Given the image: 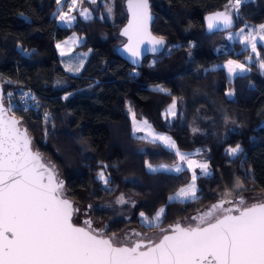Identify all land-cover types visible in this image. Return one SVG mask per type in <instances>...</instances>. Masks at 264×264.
Returning <instances> with one entry per match:
<instances>
[{
    "label": "trees",
    "instance_id": "1",
    "mask_svg": "<svg viewBox=\"0 0 264 264\" xmlns=\"http://www.w3.org/2000/svg\"><path fill=\"white\" fill-rule=\"evenodd\" d=\"M77 1V22L64 28L58 24L60 14L55 15L57 0H0L5 104L9 115L27 128L34 150L58 171L67 198L90 211L108 236H120L130 228L152 233L238 199V182L243 197L264 196V76L257 64L232 81L225 69H213L228 60L244 63L250 50L238 42L231 45L225 33L209 34L205 26L207 15L222 10L232 12V30L263 25L264 0H241L238 6L232 0H148L155 17L152 31L167 46L139 67L131 62L124 35L129 0ZM75 33L85 38L80 48L91 50L79 75L63 68L56 47ZM119 36L124 42L116 50ZM260 49L264 64V47ZM114 85L136 118L171 137L180 151H199L209 162L213 174L198 177L197 199L169 202L189 183L188 170H147L148 164H176V153L138 138L125 149L127 112L112 107ZM21 95L37 105L15 109ZM173 101L176 116L165 119L163 112ZM237 145L240 151L233 155L230 150ZM229 190L233 196H226ZM162 208L158 226L143 223L141 213L153 219Z\"/></svg>",
    "mask_w": 264,
    "mask_h": 264
},
{
    "label": "snow or ice",
    "instance_id": "2",
    "mask_svg": "<svg viewBox=\"0 0 264 264\" xmlns=\"http://www.w3.org/2000/svg\"><path fill=\"white\" fill-rule=\"evenodd\" d=\"M72 2L75 4L76 0ZM240 2L233 0L237 6ZM128 6L132 20L124 35L129 37L127 50L137 56L139 43L147 35L148 3L129 0ZM60 19L72 18L64 14ZM208 19L210 28L217 20L231 24L226 12ZM260 31L264 32V25ZM152 42L164 43L155 38ZM250 42L255 52L256 43ZM229 66V71L234 70L232 66L245 70L243 64L235 61H229ZM4 112L0 93V264H264V201L234 209H223L222 203L214 205L213 211L199 217L205 226L176 224L171 235H163L155 244L116 246L111 238L76 226L72 222V203L62 197L63 185L56 181L52 167L42 162L39 152L32 151L27 130L21 131L15 119H5ZM169 146L175 147L171 142ZM230 151L235 155L240 151L239 145ZM176 154L185 159L178 151ZM192 165L188 161V166ZM197 167L206 169L207 165ZM99 175L107 184L103 172ZM196 178L193 173L192 183L182 188L179 196L195 198ZM235 187L238 203L244 205L246 201L238 191L243 186L238 182ZM233 195L231 190L226 193ZM216 210L225 214L209 222ZM163 211L157 213V221ZM140 215L144 217V213Z\"/></svg>",
    "mask_w": 264,
    "mask_h": 264
},
{
    "label": "rangeland",
    "instance_id": "3",
    "mask_svg": "<svg viewBox=\"0 0 264 264\" xmlns=\"http://www.w3.org/2000/svg\"><path fill=\"white\" fill-rule=\"evenodd\" d=\"M90 1H94V0H90ZM243 1H250V0H243ZM112 2H114V0H112ZM231 2H232L233 6H237L233 3V0ZM78 10H79V3L77 0H76L75 4H73L72 0H59L58 5H57V9L55 12V15L60 14L58 17L59 26L64 27V28L72 27L77 22L78 17H77V14L75 13V11H78ZM226 12L228 14L232 15L231 11H226ZM64 14H67L72 19L61 20L60 17H61V15H64ZM80 14L84 18L90 17L89 13H87L85 11H80ZM109 16L112 19L114 18V3L109 10ZM260 26L261 25H259V26H247V25H245L244 27L240 28L239 30H230L229 32L225 33V35L228 38L229 43L231 45L234 44L235 42L240 43L242 45L243 50H246V49L250 50V55L245 59L244 63L238 62L236 60H228V61L221 63V64H215L213 66V69H225L227 76H228V79L230 81H232L237 76L245 75L248 72H250L252 70L250 65L257 64L259 69H260V73L264 76V64L261 61V49H260V46L264 47V39H261V37L264 36V32L260 31ZM251 40H254L256 43V51L255 52L252 51L251 42H250ZM123 42H124V40L122 39V37H120V42H119V45L116 47V50L118 49V47H120L122 45ZM84 43H85V38L76 34V33L73 35H70L66 39L56 43L57 53H58L59 59L61 61V64H62L63 68L71 75L81 74L82 71L84 70L87 62H88L90 55H91V50H84V49L80 48ZM229 61H235L237 64H243L245 66V70L240 71L239 69H236L234 66H232L234 70L229 71V67H230ZM153 88L163 90L162 86H155ZM120 95H121V91L117 88L116 85H114L113 86L112 107L114 110L127 112L126 134H125V142H124L125 149H127L130 146L132 139L138 138V139H143V140H146V141H149L152 143L160 144L164 148H166L167 150L173 151L174 153H177V151H178L180 154H183L185 156L184 160H181L180 155L176 154L178 156V161L174 165H168V164L150 165V164H148L147 170L151 173L164 172V173H171V174H180V173L184 172L185 170H188V172L190 173V180H189V183L186 184L183 188H187L192 183V176H193V173H195V175L197 177L196 181H195V187H196L195 198L191 199V198H184V197L179 196V192L182 189L181 188L178 192H176L175 194H173L169 198V202H189V201L197 199V197H198V186H197L198 177H200V176L208 177V176H211L213 174V171L210 167L209 162L207 160H205L203 157L198 155L199 151L192 152V153L180 151L177 148L174 140L171 137H169L166 134H163V133L156 131L149 124V122L146 119L136 118L134 112L130 109L128 104L119 99ZM228 96L230 98H232L233 92L229 91ZM173 105H175L174 108H173ZM176 113H177V105H176V101H173L164 110L163 117L165 119H173L176 116ZM163 138H168V139H163ZM169 142L174 144L175 147H170ZM95 149H96V152L98 153V155L103 160L108 159V157H106V155L101 152V150L98 146H96ZM107 155L110 156V154H107ZM188 161L193 162L192 167L188 166ZM43 162L45 164H47V161H45L44 159H43ZM197 165H207V168L202 169L200 167H197ZM177 168H180L179 172L176 171ZM243 198L246 201V203L244 205H240L238 203L239 198L234 199V200H229V201L227 200L228 202L225 201L226 203L225 202L222 203L223 209H229L231 207H233V208L249 207V206H252L253 204H255L257 202L264 201V196H259V195L258 196H251V197H243ZM125 203H127V200L123 199L122 204H125ZM75 207L78 211L76 212V214L72 218L73 224H75L76 226H85L86 228H88L93 233L98 232V235H101V236L106 235V227L104 225H102V226L96 225L90 211H88L82 207H79V206H75ZM162 209L164 211L162 214H160L158 221L155 219L156 216L153 219H148L147 221L143 217V220H142L143 223L146 226H155V227L158 226L160 224L161 218L165 212V209L164 208H162ZM209 211H213V208L211 207L210 209L205 210L204 212L200 213L199 215H194V217L196 216V218H198V219H191L192 216L189 217L188 222H186V223L190 224L192 226H195V224L200 221L199 217L203 216L204 213L209 212ZM159 212H160V210H159ZM222 213H223V210H216L214 212L213 217L210 219L209 222H214V220L216 218L222 217L221 216ZM149 221H151V222H149ZM86 222H88V223H86ZM197 225L198 226H205L204 224H202L201 221ZM122 235H123V237H121V238L126 243H131L133 240L147 241L150 238L149 235L146 236L147 235L146 232L139 231L136 228H130V229L126 230ZM154 237H155L154 240L158 241L161 239L162 236L156 235Z\"/></svg>",
    "mask_w": 264,
    "mask_h": 264
},
{
    "label": "water",
    "instance_id": "4",
    "mask_svg": "<svg viewBox=\"0 0 264 264\" xmlns=\"http://www.w3.org/2000/svg\"><path fill=\"white\" fill-rule=\"evenodd\" d=\"M147 3H148V14H149V17H150V19L147 21V35H145V37L143 38L142 42L139 43V46H138L139 55L133 56L132 57V60H131L132 64L134 66H136V67H139L140 64H141V62H142V60H144L147 57H157V56L161 55L163 53V51L165 50L166 46H167V41L165 39H163V38L157 37L153 33V31H152L153 25L155 23V17H154V15L151 12V8H150V4H149L148 0H147ZM225 12L226 11H223V10L222 11H218V12H213V13H210L209 15H207L205 17V26H206V30H207V32L209 34H213V33H226V32H229L230 30H232L235 27V23H234L233 18L227 12L226 13L231 17V24L230 25H225L222 20H217V21H214V26L213 27H211V28L209 27V19L208 18L210 16H214L217 13H225ZM129 13H130V19H129V23H130L131 20H132V13H131L130 10H129ZM129 23H128V25H129ZM152 38H155V39H163L164 43L163 44H154L152 42ZM0 93H2V95H3V106H4V109H5L4 118L5 119H9V118L15 119L14 117H11L9 115L10 112H8V107L5 104L4 83L2 81L1 76H0ZM15 120L18 121V125L17 126L21 129V131L27 130V128L24 127L19 120H17V119H15ZM27 134L29 136L28 130H27ZM29 138L31 140V149H32L33 152H36L34 150V148H33L32 139H31L30 136H29ZM41 158H42V162H43V159L45 161H47L44 157L41 156ZM46 165L52 167L53 174L55 176L56 181L58 183H62L63 187L60 190L61 195H62L63 198L69 200L72 203V206H73V216H74L78 210L75 207L76 206L75 203L72 200H70L69 198H67V195L65 193V186H64V183L61 181V178L59 176L58 171L48 161H47V164ZM207 209H210V208H207ZM231 209H234V208L231 207ZM224 214H225V212L223 211V213H222L221 216H223ZM191 219H198V218H196V216L195 217L192 216ZM186 222H188V218L187 219H184L181 222H178V223H175V224H172V225H168L169 226L168 228L170 230V234H168V235H171L172 234V229L175 227L176 224H180L181 227H196V226H198L197 224L199 223V222H197L195 224V226H192L190 224H187ZM78 227H84V228H86L85 226H78ZM86 230H89V229L86 228ZM94 234H98V232H94ZM114 236H116V235H111V236H108V237L105 236V237L111 238V237H114ZM162 238H163V236L161 237V239ZM160 240L155 241L153 244L159 243ZM143 244H146L147 245V243H143Z\"/></svg>",
    "mask_w": 264,
    "mask_h": 264
},
{
    "label": "flooded vegetation",
    "instance_id": "5",
    "mask_svg": "<svg viewBox=\"0 0 264 264\" xmlns=\"http://www.w3.org/2000/svg\"><path fill=\"white\" fill-rule=\"evenodd\" d=\"M169 226H165V227H162V228H160L159 230H157V231H154V232H152V233H147L146 232V236H148L149 235V240H147V241H144V240H133L131 243H126L121 237H123V235L121 236H114V237H111V239L113 240V244L114 245H116V246H132L134 243H136V242H141V243H147V244H149V243H151V244H153L154 242H155V240H154V236H156V235H161V236H163V235H166V234H170V230H169V228H168ZM166 230V231H165ZM142 235V234H141ZM105 236H107L108 237V235L106 234ZM103 237V238H107V237ZM142 250H144V249H142Z\"/></svg>",
    "mask_w": 264,
    "mask_h": 264
},
{
    "label": "built area",
    "instance_id": "6",
    "mask_svg": "<svg viewBox=\"0 0 264 264\" xmlns=\"http://www.w3.org/2000/svg\"><path fill=\"white\" fill-rule=\"evenodd\" d=\"M9 96H14V93L11 92L9 94ZM18 102H19V104H18ZM18 102H16L15 109L21 108V105L23 106L22 108H24V109L32 108V107L37 105L36 103L29 102V99L27 98L26 95L19 96ZM10 110H11L10 107H8V112H10Z\"/></svg>",
    "mask_w": 264,
    "mask_h": 264
}]
</instances>
